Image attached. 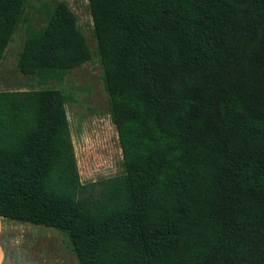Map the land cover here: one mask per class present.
Returning <instances> with one entry per match:
<instances>
[{
  "label": "trees",
  "instance_id": "1",
  "mask_svg": "<svg viewBox=\"0 0 264 264\" xmlns=\"http://www.w3.org/2000/svg\"><path fill=\"white\" fill-rule=\"evenodd\" d=\"M0 0V217L66 232L79 264H264V0H88L123 173L83 183L67 100L92 58L65 1ZM22 21V23H21Z\"/></svg>",
  "mask_w": 264,
  "mask_h": 264
},
{
  "label": "rangeland",
  "instance_id": "2",
  "mask_svg": "<svg viewBox=\"0 0 264 264\" xmlns=\"http://www.w3.org/2000/svg\"><path fill=\"white\" fill-rule=\"evenodd\" d=\"M60 1H65L76 15L77 24L87 39L92 58L80 68L70 71L61 83L51 81L45 87L58 89L72 99V102L67 100L66 111L79 174L83 183L94 182L122 174L123 158L118 135L109 113L108 96L104 89L96 40L93 37L88 0H28L22 21L37 23L39 21L37 8ZM23 41L24 32L19 27L12 36L0 64V91L41 88L35 82L25 79L16 69L17 56ZM8 222L15 224L16 221L10 219ZM17 224L13 226L19 227V223ZM29 226L25 227L29 228L27 232H31L37 240L25 242L36 243L41 252L45 251L47 264H78L71 249L70 240L65 233H62L63 231L40 225ZM18 232L21 230L19 229ZM8 249H13V252L8 254L9 258L16 259V254L17 257H19L18 254L21 257L15 263L10 262L11 264H42L39 260L41 254L39 256L37 253L35 256L37 250L33 256L32 254L21 255L22 249L20 253L17 252L18 248ZM6 262L9 264L8 260Z\"/></svg>",
  "mask_w": 264,
  "mask_h": 264
},
{
  "label": "crops",
  "instance_id": "3",
  "mask_svg": "<svg viewBox=\"0 0 264 264\" xmlns=\"http://www.w3.org/2000/svg\"><path fill=\"white\" fill-rule=\"evenodd\" d=\"M1 219L2 220L0 222V264H6L7 260L9 261V264H11L10 262L14 261L15 263L18 259H21L20 254H18L19 257H17V254L15 255L16 259L9 258L8 254L12 253L13 249H8V248H18L17 252L19 251V253L21 251L20 249H22L21 255L32 254L33 256H34L35 250H37V252L35 253V256H37V253L39 254V256L41 254V258L38 256L39 260L42 262V264H47V261H46L47 259L45 258L46 256L45 251L41 252V250H39L38 247L36 246V243L27 244L25 242V241H30V240H33L34 242V240H37V238L31 232H27L29 228H25V227H30L29 225H39V224L11 219V221H16L17 223H19L20 226L18 227V226H13V225H18L16 222H14L15 224H13L12 222H8V220H10L8 218L2 217ZM40 226H45V225H40ZM19 229L21 230V232H18ZM62 233H65L68 236L66 232H62ZM73 253L76 257V261L78 262L77 256L74 251ZM22 257H25V256H22ZM37 260L38 259L36 258L35 261L37 262Z\"/></svg>",
  "mask_w": 264,
  "mask_h": 264
}]
</instances>
